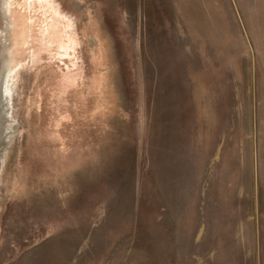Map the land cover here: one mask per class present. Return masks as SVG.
I'll list each match as a JSON object with an SVG mask.
<instances>
[{
    "label": "rangeland",
    "instance_id": "374dc122",
    "mask_svg": "<svg viewBox=\"0 0 264 264\" xmlns=\"http://www.w3.org/2000/svg\"><path fill=\"white\" fill-rule=\"evenodd\" d=\"M9 1L0 264H264V0Z\"/></svg>",
    "mask_w": 264,
    "mask_h": 264
},
{
    "label": "flooded vegetation",
    "instance_id": "af4514ba",
    "mask_svg": "<svg viewBox=\"0 0 264 264\" xmlns=\"http://www.w3.org/2000/svg\"><path fill=\"white\" fill-rule=\"evenodd\" d=\"M9 2V0H0V147H4L6 137L10 130V121L8 117L10 110L9 96L8 93H6V90L9 88L11 68L7 64L8 56L5 52L10 25L12 23ZM2 150L0 151V154H2ZM2 159L3 157L0 155V168L2 165Z\"/></svg>",
    "mask_w": 264,
    "mask_h": 264
},
{
    "label": "bare ground",
    "instance_id": "6f19581e",
    "mask_svg": "<svg viewBox=\"0 0 264 264\" xmlns=\"http://www.w3.org/2000/svg\"><path fill=\"white\" fill-rule=\"evenodd\" d=\"M27 1L29 2L28 4H30V2H32V0H27ZM39 1H45V2L47 3V7L53 12L54 15H58V16H60L61 18H63V19L66 20V21H65V25H64V27H65L66 29H70V28H71L72 24H71L70 19H68V17H67L66 15H64V14L60 11V9L58 8V6H57L56 4H54L53 0H39ZM57 25H58V22H56V26H53V29H54L55 31L57 30ZM56 32H57V31H56ZM56 39H57V38H56ZM70 41H72V40H70ZM73 43H75V42L73 41ZM60 47H61V46H60ZM62 47L64 48V46H62ZM6 93L9 94V88H7Z\"/></svg>",
    "mask_w": 264,
    "mask_h": 264
}]
</instances>
